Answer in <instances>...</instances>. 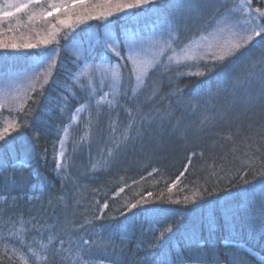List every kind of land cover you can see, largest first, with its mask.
<instances>
[{"label":"trees","instance_id":"trees-1","mask_svg":"<svg viewBox=\"0 0 264 264\" xmlns=\"http://www.w3.org/2000/svg\"><path fill=\"white\" fill-rule=\"evenodd\" d=\"M176 1L133 10L123 20H89L75 31H60L58 45L11 55L0 51V75L39 67L46 55L59 53L48 82H37L22 109L0 113L20 125L0 141V195H7L6 187L36 196L24 220H32L41 238L48 227L60 231L41 264H261L251 254L264 257V53L259 42L223 63L161 60L150 72L148 87L135 93L125 63L117 103L112 110L87 105L71 127L65 171L56 174L63 129L70 128L71 116L90 94L73 78L82 65L79 39L94 29H113L123 58L122 30L162 33L168 25L180 50L206 34L231 2L218 0L210 7L204 0L188 16L175 11ZM29 14L22 13L23 19ZM102 52L109 64L118 60L101 44L91 54ZM95 154L99 169L86 172ZM16 162L25 164L22 172L12 169ZM77 186L80 194H74ZM133 203L137 209H130ZM25 207L4 211L9 228L14 222L23 226ZM166 227L173 230L160 239ZM11 257L0 249V264H20Z\"/></svg>","mask_w":264,"mask_h":264},{"label":"rangeland","instance_id":"rangeland-1","mask_svg":"<svg viewBox=\"0 0 264 264\" xmlns=\"http://www.w3.org/2000/svg\"><path fill=\"white\" fill-rule=\"evenodd\" d=\"M162 1L163 0H157V3H161ZM203 1L204 0H177L175 2L176 7H174V9L177 13L181 14V12H183L185 15L189 16L194 13L197 5ZM206 1L208 2L210 7H214L215 4H217L218 2V0H206ZM230 1L231 2L229 3L228 7L225 8L226 11L221 13L218 18L223 16L228 11V9L233 6V0ZM47 2L48 0H43V3L41 5L31 4L24 11L16 12L17 4L27 3V0H3V5L0 6V17H2L0 18V41L4 43H18V44H23L27 42L38 43L43 38H45L48 35V33L51 31V27H50L51 24H56V27L59 28L60 31L72 30V28L62 27L61 25L56 23L55 17H50L48 18V20H45L41 16L42 8L44 10H48ZM180 2L183 3V6L180 5ZM254 6L264 7V0H254ZM154 9L158 10L157 7H154ZM133 10H137V9H133ZM133 10L119 15L111 16L108 19L116 18L115 21L123 20L127 18L132 13ZM4 12H13L15 13V15L3 17L2 14ZM27 12L30 13L29 16L26 19H23L24 15H22V13H27ZM59 15L60 18L62 19L65 18V14L63 12H61ZM137 16L138 15L136 14V16L133 18H136ZM29 17H31V19H29ZM218 18H216L215 22L213 23V26L206 34L197 37L196 39L191 41V43L181 48L184 49V51H181V49L176 50L173 43L171 45V49L167 50L163 55L157 54L159 52V49L156 47V45L153 42L167 39L169 33H172L169 31L168 25L163 27L162 33H158V32L153 33L152 31H147L146 34H142L141 33L142 30H138V29L134 31L122 30L121 31V35L123 36L122 45L124 49L123 58H121L120 56L118 57L115 56L111 51H109L104 47V43H103L104 40H114L116 46L118 48L121 47V46L119 47V43L115 39L116 35H114L113 29L111 30L109 28L103 27L102 31L100 32L97 29H94V31L92 32L88 31L84 34L82 39H79L82 41V44H77L78 45L77 50L79 51V56L80 59L82 60V65L79 69V72H77L76 75H79V73L83 71L86 67L88 72H92L101 68H111L117 63H119L120 65H124L126 63L130 71L131 64L127 61L126 58L129 54V47L133 44L140 45L143 48L141 55L144 58H152L155 54V59L158 60V63L161 60H164L166 64H181L185 62H194L203 59H210V58L214 59V56L218 54V49L216 45L222 39V37L217 36L214 31L216 27V21ZM88 21L86 23L78 24L75 21V19H73L71 21V25L73 28H78L80 26L87 25ZM100 21H105V20H100ZM256 43H258V41ZM97 44H101L103 46V50L105 51V53L113 55L118 60L113 64H109L108 61H105L103 52L98 55L97 54L92 55L91 53L93 52ZM40 46L43 47L44 44H40ZM246 49H242V51ZM19 50H26V49L21 48ZM0 51L3 53H10L9 55H11L13 52H16L17 50H13L11 48L8 49L0 48ZM50 56L51 54L46 55L43 62L39 64V67H35L33 69H28V70L23 69V71H20L19 73L18 71L12 73L11 70L3 71V73L0 75V105H2V107H0V113L3 110L17 111L20 108L22 109L23 105L26 103L30 95L33 93V88L36 87V84L38 82V81H34V77H36L38 73L44 71V69L47 66L46 61L49 60ZM169 57H174V59L170 60ZM177 59H179V63H177ZM40 66H42V68ZM104 79L106 82L101 83V78L99 76V73H97L96 86L91 90V93L87 97L86 102L89 100L90 95L94 97V99H92V104H91V106L94 109H97L95 103H96V99H99L101 93L113 91L112 88L107 86V84L111 82L110 76L105 77ZM132 79H133V88H134L136 82L134 78ZM40 80L43 82L42 76L40 77ZM80 80L83 81V84L88 82L85 76H81ZM115 96L116 94L113 93V95L108 96L107 99L112 100L113 98H115ZM86 102L82 104L84 106V110L80 111L79 113H77L76 111L74 112V114L77 116V120L75 122H72L70 119V128H69L68 136L65 137L64 131L62 133L56 151L57 175L61 173L60 171H63V173L65 171L68 150L72 145V139L70 135L71 127L78 122L81 115L85 113V111L88 109L87 106L88 104ZM82 105H80V107ZM101 107L106 108V110L113 109V107L109 108L106 103L103 104ZM9 123H12V121L0 118V129L7 126V124ZM61 141H63L64 143L63 148L61 147ZM61 152L64 153V157L60 156ZM57 165H61V166L58 167ZM17 166H20V169L25 168V164H22L21 162H16L12 165V169L18 170ZM84 167H85L84 170L86 172L88 171L93 172L99 169V157L96 156L95 154L94 156L91 157V159L86 163ZM2 190H7V195H5L6 193L0 195V249L2 251L7 252L10 256H12L11 258L17 260L20 264H41L44 261V256H46L45 253L47 252L48 245H50V243L55 239V237L58 235V233H60V231L48 227L45 230H43V235L45 236L44 238H41L42 236H36V234L33 232L32 227L30 226L32 220H28L26 222L22 217V215L26 211H29L34 208L32 206V203L36 198V196L18 195L15 194L14 192H11V190L6 187L5 189ZM81 192H82L81 188L77 186L76 190L74 191V194H80ZM23 203L25 204L26 207L21 212L20 217L23 221L24 227L14 222L12 225H10L11 228H9L7 226L6 219L2 217L5 213L4 211L11 210L15 205L21 207L23 206ZM14 219L15 217H13V220ZM66 230H74V229L66 228ZM22 232H24V234L21 237L20 233ZM46 238L48 241L46 240ZM33 253H35V255H33ZM252 254L256 258L259 256L254 253ZM97 264H110V263L98 262Z\"/></svg>","mask_w":264,"mask_h":264},{"label":"snow or ice","instance_id":"snow-or-ice-1","mask_svg":"<svg viewBox=\"0 0 264 264\" xmlns=\"http://www.w3.org/2000/svg\"><path fill=\"white\" fill-rule=\"evenodd\" d=\"M43 0H27V3L17 4L16 12H22L29 7L31 4L41 5ZM157 3V0H48L47 9H41V16L48 20L50 17L56 18V23L62 27L72 28V31H75V28L72 27L71 21L75 19L78 24L86 23L88 20H107L109 17L114 15H119L122 13L129 12L133 9L148 7L149 5H154ZM65 14V18H60V13ZM13 12H4L3 17L13 16ZM2 18V17H0ZM31 19V17H29ZM51 31L48 35L43 38L38 43H4L0 41V48L13 50L23 49H33L40 46V44H59L57 39L60 29L56 27V24H51ZM215 34L222 39L217 43L216 47L218 49V54L214 56V62L223 63L226 59L235 56L242 49L257 46V41L259 50L264 53V7L254 6V0H233V6L228 9V11L217 19L216 27L214 29ZM67 38V34L64 37ZM177 37L173 33H169L167 39L154 41L153 43L159 49L157 54L163 55L167 50L171 49V45L175 42ZM104 47L111 51L115 56H120V50L116 46L114 40H104ZM142 43V42H141ZM143 48L140 45L133 44L129 47V54L127 56V61L131 64L130 69V79L134 78L135 87L133 88V93L137 92L141 88L148 87V79L150 78V72L156 68L158 65V60L155 59V54L152 58H144L141 53ZM184 51V49H181ZM58 52H53L52 56L49 57V60L46 61V68L43 72L37 74L34 77V81H39L40 77H43V83L48 82L49 77L51 76L53 69L56 68V56ZM170 60L174 57H169ZM179 63V59H177ZM123 66L119 63L115 64L111 68H101L92 72H88L87 67L79 73V75L73 74L74 81L81 87V90H86L91 93V90L96 86V77L97 73L101 78V83H105V77L110 76L111 82L107 84L108 87L112 88V92H103L100 94L99 99H96L95 106L97 110L103 105L107 104L109 108L115 106L117 101L115 98L108 100L107 97L113 95V93L120 95L121 92L118 91L123 82V74L121 68ZM195 75L203 76V72H198ZM85 76L87 78V83L81 84L80 78ZM75 95V93H72ZM152 94H155V88L152 89ZM92 97L90 95L89 100L86 102L89 106L92 104ZM2 107V105H0ZM84 110V106L77 108L75 111L79 113ZM131 116V112H129ZM71 121L75 122L77 116L73 114L71 116ZM20 125L13 121L12 123L7 124V126L0 129V141H4L7 135H10L11 132L18 130ZM110 127L115 130L114 125ZM129 128L132 125H128ZM65 137L68 136L69 127L65 126L63 129ZM127 139V136H125ZM64 143L61 141V147L63 148ZM119 147V145H117ZM111 155V152H109ZM61 157H64V153H60ZM60 167L61 165H57ZM17 169L22 172L20 166H17ZM261 177H264V172L260 173ZM177 182H174L171 187L168 189L171 191L177 186ZM244 184L249 183L247 179L243 181ZM123 191V189H121ZM187 200V197H185ZM142 201L141 203H145ZM104 207H108L104 205ZM130 209H137L138 205L136 203L131 204ZM173 229L171 227H166L161 233L160 239L164 238V232L170 233ZM85 244L89 243L84 241ZM35 255V253H33ZM261 264H264V257H257Z\"/></svg>","mask_w":264,"mask_h":264}]
</instances>
